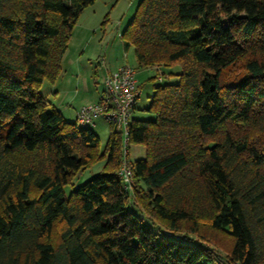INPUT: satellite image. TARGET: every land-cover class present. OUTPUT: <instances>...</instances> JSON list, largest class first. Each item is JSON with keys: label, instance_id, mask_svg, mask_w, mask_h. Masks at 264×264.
Instances as JSON below:
<instances>
[{"label": "trees", "instance_id": "1", "mask_svg": "<svg viewBox=\"0 0 264 264\" xmlns=\"http://www.w3.org/2000/svg\"><path fill=\"white\" fill-rule=\"evenodd\" d=\"M94 2L0 0V264H264V0H139L122 43L139 67L179 66V80L157 68L153 118L134 105L127 147L145 157L132 192L110 126L104 170L66 197L100 138L39 86Z\"/></svg>", "mask_w": 264, "mask_h": 264}, {"label": "rangeland", "instance_id": "2", "mask_svg": "<svg viewBox=\"0 0 264 264\" xmlns=\"http://www.w3.org/2000/svg\"><path fill=\"white\" fill-rule=\"evenodd\" d=\"M138 2L139 0H95L93 4L85 7L77 18L67 49L60 61L59 74L53 80L45 78L39 86V93L50 106L59 107L68 121L73 122L75 113L80 107L99 99L104 73L109 69L108 72L122 65L135 69V76L140 81L141 89L133 113L136 119L153 118V114L146 109L151 102L154 88L160 84L156 78L158 74L167 73L170 76L168 80L173 83L179 80L177 75L180 71L179 66L139 67L133 46L123 45L121 34L132 19ZM220 20L225 22L226 18L221 16ZM112 66L118 67L113 69ZM157 68L161 69L158 74L155 72ZM238 72H242L240 65H236L229 73ZM94 121L96 126L92 129L100 138L98 147L100 158L81 169L71 182L65 185L66 197L71 190L104 170L106 157L102 155L106 154L105 147L110 135V125L101 118H95ZM127 149L132 163L145 157L143 144L129 143ZM129 208H133L132 204H129ZM200 231H204L203 235L220 251L228 250L230 239L227 234L208 231L205 226L200 227Z\"/></svg>", "mask_w": 264, "mask_h": 264}, {"label": "built area", "instance_id": "3", "mask_svg": "<svg viewBox=\"0 0 264 264\" xmlns=\"http://www.w3.org/2000/svg\"><path fill=\"white\" fill-rule=\"evenodd\" d=\"M135 74V69L128 65L108 72L103 78L99 99L80 107L75 117L78 124L91 126L96 125L95 118H101L121 133L122 159L118 177L127 192H132L134 187L133 163L129 160L127 149V130L134 105L140 96L139 82Z\"/></svg>", "mask_w": 264, "mask_h": 264}, {"label": "crops", "instance_id": "4", "mask_svg": "<svg viewBox=\"0 0 264 264\" xmlns=\"http://www.w3.org/2000/svg\"><path fill=\"white\" fill-rule=\"evenodd\" d=\"M116 67H118V66H112L113 69L116 68ZM149 68H152V67H149ZM109 70H110V69H109ZM109 70H107V71L104 73V76H105V74H106ZM137 80H138V79H137ZM138 81H139V80H138ZM139 83H140V81H139ZM58 108H59V107H58ZM59 110L61 111L62 114H64L60 108H59ZM75 117H76V113H75V116H74V120H75ZM74 120H73V121H74Z\"/></svg>", "mask_w": 264, "mask_h": 264}]
</instances>
